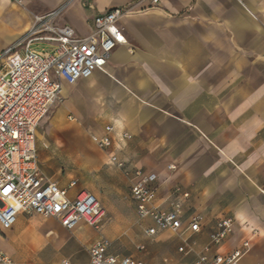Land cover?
Wrapping results in <instances>:
<instances>
[{"label":"crops","instance_id":"0c3cea01","mask_svg":"<svg viewBox=\"0 0 264 264\" xmlns=\"http://www.w3.org/2000/svg\"><path fill=\"white\" fill-rule=\"evenodd\" d=\"M67 2L56 23L87 35L96 15L129 0H0V27L7 34L0 54L25 34L34 16ZM119 24L126 43L90 78L64 84L60 102L40 122L38 166L61 188L75 180L68 196L89 192L105 211L120 210L118 197L125 195L149 240L136 246L140 252L116 254L101 232L103 218L97 232L84 221L68 231L52 218L19 214L9 231H0V248L14 264L84 263L90 246L104 238L115 256L189 263L208 245L216 222L228 217L233 233L210 254L231 253L247 240L239 264H264V0H160L158 7L136 5ZM109 125L112 146L103 151L91 137ZM122 133L130 139L121 140ZM89 148L100 166L90 165ZM134 170L156 175L155 207L181 203L178 232L145 234L153 223L137 217L130 197ZM90 177L102 181L94 187ZM112 217L123 235L125 225L116 213ZM191 217L200 218L198 232L187 229ZM184 243L192 253L178 251Z\"/></svg>","mask_w":264,"mask_h":264},{"label":"built area","instance_id":"2783aa9c","mask_svg":"<svg viewBox=\"0 0 264 264\" xmlns=\"http://www.w3.org/2000/svg\"><path fill=\"white\" fill-rule=\"evenodd\" d=\"M146 3L158 7L160 0H129L121 7L98 14L93 19L92 31L79 35L69 25H58L57 19L68 5L43 15L33 17L29 29L0 54V231H9L19 214L40 215L56 220L64 229L71 231L84 221L99 229L103 210L97 198L86 191L73 198L68 190L77 182L71 181L67 188L43 175L38 166L36 132L40 122L48 115L52 106L60 99L63 85H74L81 79L90 78L104 67L111 52L126 39L119 20ZM46 44V49L36 48ZM36 45V46H35ZM114 128H104L102 136H92L95 145L109 151L112 146ZM121 140L130 139L122 133ZM110 162L124 170V163L114 154ZM170 169L173 166L169 167ZM155 174L133 172L130 197L136 205L137 217L150 219L153 226L145 234L153 236L160 231L178 232L182 228L183 209L174 199L167 209L155 207ZM7 190L8 194L5 195ZM177 189L175 192H178ZM187 197V194H183ZM199 217H191L187 229L195 233L200 230ZM234 221L223 217L209 233V243L189 263L163 261L161 264H239L249 250V241L240 248L221 255L210 254L212 248L220 247L233 233ZM109 243L97 239L88 250V261L73 263L62 260L61 264H148L128 256L119 257L108 253ZM178 251L193 252V246L184 243ZM0 264H14L10 255L0 248Z\"/></svg>","mask_w":264,"mask_h":264},{"label":"rangeland","instance_id":"374dc122","mask_svg":"<svg viewBox=\"0 0 264 264\" xmlns=\"http://www.w3.org/2000/svg\"><path fill=\"white\" fill-rule=\"evenodd\" d=\"M7 41V34L6 30L2 29L0 27V46ZM36 46V45H35ZM36 48L40 49H46L47 45L46 44H39L36 46ZM60 102V100L57 101V104ZM55 103V106L57 105ZM53 110V108H52ZM52 110L49 111L48 115L46 116V122L47 119L52 114ZM76 126L77 128L81 131L84 132L83 129V124L80 121H76ZM89 155H90V165L91 166H100V162L98 161L97 157L95 156V150L93 148H89ZM102 168H105L102 164ZM89 181H91L92 185L94 187H97L99 185V182L102 181V179H97L94 177H90ZM124 192L128 193V187H124ZM119 200V205H121L120 210L116 211H105L102 202H100V207L103 210V215H102V223H100L101 227V232L104 233L109 238V241L111 243L110 245V251L116 254H125V255H130L133 252H140L136 249L137 245H143L148 241V238H145L142 235V232L140 230V227L137 223V219L133 214V211L131 209V205L129 203V199L123 195L122 197H118ZM116 213L117 215V222H122L125 225V233L121 236L117 234V230L119 229L118 226L113 224V217L112 214ZM41 218H44L43 216L36 215ZM95 232H97V229H93ZM81 232L77 231L76 234L71 235L69 242L70 243H75L77 241V235H79Z\"/></svg>","mask_w":264,"mask_h":264},{"label":"snow or ice","instance_id":"6c2138e0","mask_svg":"<svg viewBox=\"0 0 264 264\" xmlns=\"http://www.w3.org/2000/svg\"><path fill=\"white\" fill-rule=\"evenodd\" d=\"M8 194V192H7V190L5 191V195H7Z\"/></svg>","mask_w":264,"mask_h":264}]
</instances>
